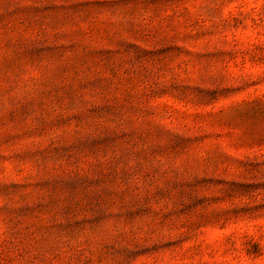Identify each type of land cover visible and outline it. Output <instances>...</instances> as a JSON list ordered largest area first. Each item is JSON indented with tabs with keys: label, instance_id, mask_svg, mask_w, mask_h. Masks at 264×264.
Segmentation results:
<instances>
[{
	"label": "rangeland",
	"instance_id": "1",
	"mask_svg": "<svg viewBox=\"0 0 264 264\" xmlns=\"http://www.w3.org/2000/svg\"><path fill=\"white\" fill-rule=\"evenodd\" d=\"M0 264H264V0H0Z\"/></svg>",
	"mask_w": 264,
	"mask_h": 264
}]
</instances>
